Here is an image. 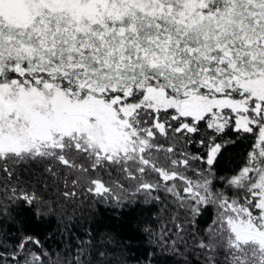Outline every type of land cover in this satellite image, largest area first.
Returning <instances> with one entry per match:
<instances>
[{"label": "snow or ice", "instance_id": "snow-or-ice-1", "mask_svg": "<svg viewBox=\"0 0 264 264\" xmlns=\"http://www.w3.org/2000/svg\"><path fill=\"white\" fill-rule=\"evenodd\" d=\"M78 197L171 210L143 264H264V0H0V217Z\"/></svg>", "mask_w": 264, "mask_h": 264}, {"label": "trees", "instance_id": "trees-1", "mask_svg": "<svg viewBox=\"0 0 264 264\" xmlns=\"http://www.w3.org/2000/svg\"><path fill=\"white\" fill-rule=\"evenodd\" d=\"M247 141L238 142L234 150L226 154L224 165L228 168L242 164ZM49 201L56 194L43 193ZM54 214L35 218L33 212L14 209L11 217H0V244L11 247L23 234L34 235L51 255L53 264H65L78 249L88 251L86 259L92 264H143L146 252L156 247L154 241L162 235L172 239V224L167 212L159 206L133 205L113 211L105 204L92 203L86 197L70 201L56 200ZM206 219V218H205ZM152 229L150 237L145 227ZM165 227L167 232H165ZM89 241L91 243H89ZM169 243L171 241L169 240ZM159 264H185L187 257L180 253L157 249Z\"/></svg>", "mask_w": 264, "mask_h": 264}]
</instances>
